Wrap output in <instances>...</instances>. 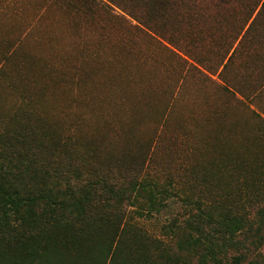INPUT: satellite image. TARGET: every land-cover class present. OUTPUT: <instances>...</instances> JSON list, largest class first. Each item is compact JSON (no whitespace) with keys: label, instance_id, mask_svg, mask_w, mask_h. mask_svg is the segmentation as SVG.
Wrapping results in <instances>:
<instances>
[{"label":"rangeland","instance_id":"374dc122","mask_svg":"<svg viewBox=\"0 0 264 264\" xmlns=\"http://www.w3.org/2000/svg\"><path fill=\"white\" fill-rule=\"evenodd\" d=\"M99 1L109 8L94 0H0V135L25 134L27 149L35 141L50 146L62 140L75 151L83 180L108 175L119 184L135 179L146 185V193L125 205L122 228L125 243L147 250L118 255V264L148 259V250L157 264H197L194 229L202 214L210 227L226 223L229 212L234 219L247 213L248 224L260 225L251 202L261 199L264 206V184H255L253 175L264 171V136L254 131L250 112L222 89L214 73L218 48L206 49L213 75L192 72L185 80L173 56L133 27L136 16L155 19L162 11L188 13L183 29H200L202 20L187 18L202 16L208 27L228 16L238 26L243 9L237 0L220 8L221 0ZM239 70V63L232 66L228 78L235 80ZM242 74L233 82L251 92L254 81ZM255 101L246 104L264 114V96ZM42 166L48 176L45 160ZM233 203L241 208L228 211ZM247 223L237 239L253 241ZM135 231L138 241L131 238ZM148 236L162 243L155 253L142 240ZM108 240L101 232L86 254L61 263L95 264L99 244Z\"/></svg>","mask_w":264,"mask_h":264},{"label":"trees","instance_id":"16d2710c","mask_svg":"<svg viewBox=\"0 0 264 264\" xmlns=\"http://www.w3.org/2000/svg\"><path fill=\"white\" fill-rule=\"evenodd\" d=\"M94 1L100 8H109L99 0ZM229 3L230 0H221L216 7ZM237 3L243 9L238 26H234L231 16H228L214 20L208 27L205 24L206 17L202 16L187 18L189 21L202 20L204 24L200 29L191 30L190 24L183 29V16L188 17V13L174 17L162 14V11L155 19L136 16L138 26L133 28L136 34L145 36L159 50L173 56L182 66L185 80L192 72L200 76L206 73L213 75L208 57L210 50L206 49L211 44L214 49L218 48L215 50L220 62L214 73L223 84L222 89L238 106L250 112L254 131L260 128L258 134L264 136V114L258 110L260 108L255 110L246 104L248 99L256 103L255 100L264 96V0H237ZM258 29L259 42L256 35ZM238 63L240 70L235 80H232L228 76L232 66ZM243 70L254 81L251 92L242 90L233 82L236 83L243 76ZM12 132L17 136L15 141V137L10 134ZM8 134V138L0 135V264H62L63 260L86 254L87 247L101 232H107L109 240L99 244L101 255L95 264H118V255L138 254L140 247L147 250L138 243H125L123 239L127 229L126 226L122 228L125 205L134 204L142 192L146 193V185L135 179L119 184L108 175L103 178L89 175L83 180L76 167L75 151L63 144L62 140L50 146L35 141V145L27 149L25 134L11 130ZM17 140L23 141L22 146L16 143ZM44 160L48 176H43ZM61 160H65L64 165ZM262 169L253 171V175H257L255 184H264ZM260 201L258 199L255 206L251 202V209L259 208V226L247 223V213L245 218L234 219L229 212L222 220L226 223L216 222L218 225L211 227L209 225L213 223L204 224V215L199 216L201 220L194 229L198 237L193 244L197 264H264V258L258 253L260 243L264 241V206ZM234 208L239 210L241 205L230 204L228 211ZM210 219L214 221L211 216ZM246 223L248 236H253V241L237 239L238 233L244 235L242 231ZM138 234L136 232L137 236L131 238L138 241ZM142 240L148 242L154 253L156 247L162 244L151 237ZM109 242L116 244L114 248L110 245L108 251ZM203 247L206 254H202ZM180 248L185 250L186 247L180 244ZM139 256L138 262L134 264H144L146 261L157 264L150 250L148 259Z\"/></svg>","mask_w":264,"mask_h":264}]
</instances>
